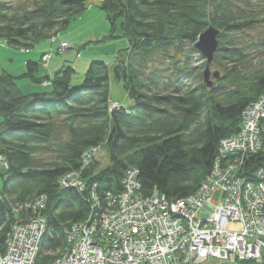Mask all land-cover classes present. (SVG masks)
<instances>
[{
    "label": "trees",
    "instance_id": "trees-1",
    "mask_svg": "<svg viewBox=\"0 0 264 264\" xmlns=\"http://www.w3.org/2000/svg\"><path fill=\"white\" fill-rule=\"evenodd\" d=\"M87 7L88 0H0V39L31 50L67 30ZM100 7L111 25L106 39L119 36V24L130 41L112 66L91 60L79 83L68 63L39 76L51 65L41 62L43 55L40 62L28 60L19 76L0 70V156L9 166L0 168V256L13 226L33 217L19 206L41 195L47 204L39 213L48 228L38 264L65 251L66 229L92 214L93 185L105 206L107 193L122 190L129 168L139 170L145 195L157 189L175 201L195 193L220 141L240 130L243 110L264 91V0H102ZM209 26L220 30L211 65L220 76L211 77L212 87L204 83L206 61L195 48ZM112 73L132 102L126 108H111ZM22 78L50 87L24 93ZM92 148L85 165L82 156ZM244 164L253 177L264 155ZM72 171L81 172L83 192L60 187Z\"/></svg>",
    "mask_w": 264,
    "mask_h": 264
},
{
    "label": "built area",
    "instance_id": "built-area-1",
    "mask_svg": "<svg viewBox=\"0 0 264 264\" xmlns=\"http://www.w3.org/2000/svg\"><path fill=\"white\" fill-rule=\"evenodd\" d=\"M66 46L64 41L59 45ZM241 119L240 130L220 141L204 183L187 197L170 201L157 189L145 195L137 168L126 171L121 191L107 193L105 206L94 184L92 214L66 229L67 249L44 264H190V259L196 264L207 257L264 264V166L253 177L244 169L249 156L264 155V91ZM94 151L84 152L85 165ZM8 167L0 156V168ZM59 185L79 192L87 186L79 171L64 176ZM46 204L47 197L41 195L19 206L33 217L13 226L0 264H38L47 230V218L39 211Z\"/></svg>",
    "mask_w": 264,
    "mask_h": 264
},
{
    "label": "rangeland",
    "instance_id": "rangeland-1",
    "mask_svg": "<svg viewBox=\"0 0 264 264\" xmlns=\"http://www.w3.org/2000/svg\"><path fill=\"white\" fill-rule=\"evenodd\" d=\"M101 2L102 0H88L87 10L80 17H78L75 20H72L70 26L72 27V34H76L78 39H82L83 37L82 34L86 33L87 40H85L84 42H80V41L75 42L78 45V47L82 48L80 50L83 56L81 59H89L90 55L95 53L97 55V56H94L96 57L95 59H101V60L105 59L112 66L116 62L118 55L130 46V41L128 37L123 36L121 34V29H120L119 24H118V28L116 31V35H119V36L117 38L106 39V36L110 34L111 25L107 18L106 12L100 7ZM85 29L86 31H82ZM66 31L67 30H62L59 32L58 34L59 40L66 36ZM42 42L43 41H41L40 43ZM58 43H56L55 45L57 46ZM5 47L6 45H4L2 40H0V62L2 64H6L7 62L10 61L9 55L4 49ZM8 50H14V49L10 48ZM78 52L79 51H77V53ZM73 59H75V57H74V53L72 52L71 61H72V64L76 65L75 67L77 70L75 83H79L82 79L84 71H82L81 68L79 67L80 66L79 63L81 62L79 61L80 59H78L76 62ZM8 67H11V64H9ZM214 70H215V67L213 66L212 71ZM110 93H111L112 100L115 101V104L117 105L120 104V106L127 107L132 103L131 100L127 97V94L125 90L123 89V87L121 86V84L116 81L113 73L110 79ZM247 106L245 107V109L247 108ZM245 109L243 111H245ZM101 157H102V159H100L101 163L105 164L106 163L105 154L102 153ZM126 173L127 172H125V175L123 178H125ZM0 185H1V179H0ZM216 196L218 197V194ZM46 226L48 228V221H47ZM11 232L12 231L8 233V236L11 234ZM44 235L45 234H43L42 239L44 238ZM40 244H42V240ZM3 256H0V257H3Z\"/></svg>",
    "mask_w": 264,
    "mask_h": 264
},
{
    "label": "crops",
    "instance_id": "crops-1",
    "mask_svg": "<svg viewBox=\"0 0 264 264\" xmlns=\"http://www.w3.org/2000/svg\"><path fill=\"white\" fill-rule=\"evenodd\" d=\"M90 30H92V29H90ZM82 31H86V29L82 30ZM82 36H83L82 39H78L76 34H72V27L69 26V28L66 31V36L63 37L62 39L72 42L74 44V48H71L68 52H66L64 54H60V53L57 54L54 57V59L52 60L49 68L46 70L41 68L38 75L39 76L46 75V74L51 75L55 71H57L64 63L72 64V61H71L72 60V52L74 53V56H75V59H73V60H75V62H76L78 60V58L76 59V55H77L76 53H77V51L80 50V47H78V45L75 42L76 41L84 42L85 40H87L86 39V33H83ZM7 48L10 49L11 47L7 45L4 48L5 51L9 55L10 61L7 62L6 64H2L0 62V70L7 71L8 73L15 75V76H19L23 72H25L28 60H34V61L40 62L41 56L45 52L49 51L50 49H55L56 45L54 43H50L48 40H44L42 43L35 46V49L33 48L31 50H22V49H14V48H11L14 50H8ZM94 56H97V55L94 53V54L90 55L89 59H81L80 58L79 61H81V62L79 63V65H80L79 67L81 68L82 71H84V73H85L86 68L89 65V61L96 58ZM16 57H17V59H16ZM105 61L108 62L107 60H105ZM9 64H11V67H8ZM74 66H76V65H74ZM44 83H38V82L35 83L30 78H22V79L18 80V86L24 93H34V92H42V91L48 90L50 86H48V84H44Z\"/></svg>",
    "mask_w": 264,
    "mask_h": 264
},
{
    "label": "water",
    "instance_id": "water-1",
    "mask_svg": "<svg viewBox=\"0 0 264 264\" xmlns=\"http://www.w3.org/2000/svg\"><path fill=\"white\" fill-rule=\"evenodd\" d=\"M219 34L220 30L215 28L214 26H209V28L204 31L200 36L198 41L195 43V48L199 51L202 57L206 61V67L204 70V83L207 87H212L213 81L211 77L218 78L220 76V72L211 71V65L214 60L215 54L218 50L219 46ZM192 259H190V264H192ZM222 262V263H221ZM196 264H237L232 262L231 260H222L212 257H207L205 261H200Z\"/></svg>",
    "mask_w": 264,
    "mask_h": 264
},
{
    "label": "bare ground",
    "instance_id": "bare-ground-1",
    "mask_svg": "<svg viewBox=\"0 0 264 264\" xmlns=\"http://www.w3.org/2000/svg\"><path fill=\"white\" fill-rule=\"evenodd\" d=\"M53 36H55L54 37V40L53 41H50V43H57V42H59L58 43V46H56V48L55 49H50L49 51H47V52H45L44 54H43V56H42V59H41V62L44 64V65H48V64H51V62H52V60L54 59V57L58 54V53H60V54H64V53H66V52H68L71 48H74V44L72 43V42H70V41H68V40H64V39H60L59 40V37H58V35L56 36V35H53ZM62 41H64V43H66V47L65 48H61V47H59V45H60V43L62 42ZM3 42V41H2ZM4 45H5V43H3ZM73 50V49H72ZM199 52V51H198ZM46 65V66H47ZM212 73H213V71H212ZM213 77V76H212ZM212 79V78H211ZM49 82H46V83H44V84H48ZM113 101V100H112ZM113 104H115V101H113ZM120 105V104H119ZM259 179L261 178L260 176H257ZM43 240V239H42Z\"/></svg>",
    "mask_w": 264,
    "mask_h": 264
}]
</instances>
